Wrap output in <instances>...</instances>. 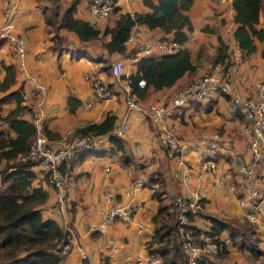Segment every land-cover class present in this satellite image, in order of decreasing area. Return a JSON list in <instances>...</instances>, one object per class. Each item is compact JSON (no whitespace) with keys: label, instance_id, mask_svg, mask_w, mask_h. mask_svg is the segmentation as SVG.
Wrapping results in <instances>:
<instances>
[{"label":"crops","instance_id":"crops-1","mask_svg":"<svg viewBox=\"0 0 264 264\" xmlns=\"http://www.w3.org/2000/svg\"><path fill=\"white\" fill-rule=\"evenodd\" d=\"M68 1L64 0L63 5ZM89 1H80L74 12L75 17L85 20L83 15L77 13L86 12ZM109 1L116 3V19L122 12L148 10L142 0ZM41 5L47 6L49 3L38 0H0V31L7 19L14 18L11 30L24 37L27 51L26 63L21 67L7 39L0 36V79L4 75L1 66L3 62L15 66V82L10 89L20 85L24 89L29 88L27 74H33L44 85L41 110L46 119V128L55 134L53 139L59 138L67 130L90 122H100L106 114L114 115L115 124L122 123L126 128L120 137L122 149L111 143L108 145L109 142H103L100 147L82 151L78 157L65 165L62 174L67 179V184L65 200L62 203L57 200L49 205L48 202H51L55 192L49 196L47 193L42 206L43 216L59 219L60 221L54 220L61 227L73 231L71 240L79 245L64 256L62 263L84 264L86 261L87 264H101L106 261L107 264H129L128 261L139 257L143 264H163L159 255H156L159 262L149 260L147 248L143 246L153 236V216L159 205H163L171 213L175 195L189 196V191L196 189L201 195L203 209L193 217L194 226L210 227L211 217L218 218L230 226L219 235L220 238H228L226 252L223 255L207 256L209 264H264V149L262 158L256 164L255 182L259 189L258 201L261 210L257 214V223L253 224L245 212V208H251L245 206L243 201L244 182L236 171L239 160L252 161L245 133L247 121L236 112L234 105L229 101L230 98L218 92H210L201 102L179 107L177 113L166 121L167 128L187 143V149L182 155L183 163H179L176 156L168 155L158 143L155 133L157 126L151 122L147 113L151 103H167L179 89L205 72L206 63L213 61L219 38L227 44L230 53L237 46L233 37L235 24L232 4L220 3L218 0H193L187 11L193 29L188 33V40L182 47L187 49L192 57L202 48L196 70L191 74H184L170 87L149 89L144 98H139L138 106L130 109L126 108L124 98L115 90L120 82L103 66L107 61L111 63L120 58L126 72L131 74L136 69V60L139 57L155 52L154 44L159 37L165 35L164 32L158 27L148 28L142 25L145 34L137 41L126 44L127 50L133 52V57L118 53L107 54L102 46L109 39V34L103 32L106 27L114 25L116 19L105 24L88 21L94 26L97 24L96 28L100 31L97 39L88 41H81L72 31L59 29L57 34L60 39L54 44L55 32L45 25ZM263 7L264 2L257 26L264 29ZM77 46L86 50L91 59L72 57L71 51ZM99 57L105 61H99ZM76 60L81 65L70 70ZM86 61L92 63L94 72L91 76L99 77L111 93L94 102L91 83L80 77V70L86 66ZM230 76L237 94L243 97L254 95L257 84L264 82V44L257 42L256 51L245 56L238 69L231 66ZM69 98L78 101L72 112L69 111ZM14 105V100L3 103V113ZM23 117L30 120L28 110L23 113ZM203 134L213 136L216 140L215 152H210L200 142ZM120 150L125 151L127 160H131L130 163L126 161L124 164L123 160L119 159ZM106 151L112 154L114 159L108 158ZM205 160H213L216 166L212 171L200 175V162ZM131 163L134 167L128 166ZM184 164L191 172L188 183L182 179ZM34 171V183H37L42 176L38 168H34ZM138 176L143 177L144 188L134 192L125 201L135 208L133 218L126 224L119 223L107 229V225L100 224L102 220L97 211L103 194L109 190H126V181ZM221 178H224L223 181L215 185ZM137 189L139 188H134ZM125 193L129 195L128 191ZM117 195L121 198L120 194ZM86 201L94 204V207L85 209ZM62 206H66L68 218L63 217ZM80 210H84V213ZM53 212L58 216L49 217ZM92 227L94 229H91ZM81 254L86 255L82 258ZM171 259V264H177L176 256H171Z\"/></svg>","mask_w":264,"mask_h":264},{"label":"trees","instance_id":"trees-1","mask_svg":"<svg viewBox=\"0 0 264 264\" xmlns=\"http://www.w3.org/2000/svg\"><path fill=\"white\" fill-rule=\"evenodd\" d=\"M45 1L50 5L43 6L41 10L45 25L55 32L54 44L60 39L57 32L62 28L74 32L81 41L99 37L100 31L93 24L74 16L81 0H69L61 11H58L60 0ZM142 1L148 10L119 13L114 25L106 27L103 32L109 34V39L102 44L107 54L118 53L133 57L134 54L127 50L125 41L135 24H144L148 28L158 27L164 32L163 36L169 34L178 44L179 47L173 53L142 56L136 60V69L130 76L132 89L139 98H144L151 88L170 87L184 74L193 73L202 54L200 48L192 57L187 49L182 47L188 40V33L193 29L187 14L193 0ZM263 2L264 0L232 1L235 24L233 37L242 50V59L256 51L257 42L264 44V29L257 26ZM230 55L227 44L219 38V45L212 60L217 62ZM71 56L91 58L83 49L72 50ZM98 59L105 61L102 57ZM1 66L4 75L0 79V264H63L66 254L61 255L60 250L71 236V231L69 228L61 227L54 219L43 217L41 205L47 198L44 180L42 178L34 183L35 163L19 159V156L29 149L35 135L33 123L23 117V113L28 110L22 104L24 88L20 85L10 89L15 82V66L3 62ZM103 68L110 73V65H104ZM139 80H144L143 86L138 84ZM206 98L207 96L188 105ZM10 100H14L15 105L3 113L1 105ZM77 104V100L69 98V111H74ZM178 109L174 110L171 117ZM114 124L115 116L106 114L102 121L90 122L75 128L74 131L79 134L101 135L109 132ZM45 133L50 138L55 136L47 128ZM120 137L110 138V143L118 149L123 148ZM153 221L154 233L146 244L147 251L150 255H159L163 264H171L172 259L168 258L170 251L174 257L181 253L182 248L176 225L177 211L172 210L169 213L163 205H159ZM228 228L230 226L224 221L211 217V226L205 232L219 244L215 255H223L226 252V244L219 241L218 237ZM206 257H201L198 264H209ZM101 264L107 262L103 261Z\"/></svg>","mask_w":264,"mask_h":264},{"label":"built area","instance_id":"built-area-1","mask_svg":"<svg viewBox=\"0 0 264 264\" xmlns=\"http://www.w3.org/2000/svg\"><path fill=\"white\" fill-rule=\"evenodd\" d=\"M220 3H231L233 0H218ZM116 3L109 0H90L88 2L89 13L97 18H104L114 12ZM132 13V11H129ZM142 25L135 24L131 27L126 38V44L137 41L145 34ZM13 18L7 19L1 27L0 36L5 37L11 50L18 56V64L23 67L26 63V42L24 37L14 33ZM178 44L170 36L159 37L155 44L153 56L169 54L176 51ZM149 53V51H147ZM230 62V65H229ZM242 62V50L238 45L232 50L231 55L220 61H210L206 63V69L203 74L193 79L184 88L179 89L173 98L167 103H151L147 108V113L151 120L157 126L156 139L158 143L166 149L168 155L176 156L179 163H183L182 155L187 149V143L171 132L166 121L171 117L174 110L190 102L200 100L210 92H218L228 96L233 100L237 113L247 121L245 133L247 143L252 154V161L246 162L239 160L236 164V171L243 183L244 204L250 207L247 212L248 220L257 223L256 211L259 207V189L256 185V164L262 158L264 149V82L257 84L255 93L252 96L243 97L237 94L232 86L230 67L238 69ZM110 74L120 84L118 89L124 96V102L127 109L138 106L139 97L135 94L132 87V78L130 73L126 72L122 59H114L110 64ZM90 79L92 89L97 98H104L110 95V90L99 77L84 76ZM26 81L30 87L23 90L22 104L28 108L30 121L35 128L34 139L29 149L19 159L22 161H31L35 163L34 168H38L44 180V184L55 190L56 199L61 202L64 198L65 176L63 168L74 158L78 157L82 151L92 147H100L103 142H109L113 136L120 137L125 131V125L114 124L109 132L101 135L79 134L74 129L67 130L57 139L50 138L45 133V116L41 110L45 87L33 74H27ZM144 80H139L140 86L144 85ZM213 137V136H212ZM211 136L203 134L200 142L206 146L210 152H215L217 143ZM213 160L200 162L199 174L215 169ZM189 167L184 164L183 181L188 183L190 176ZM224 178H221L215 185L220 184ZM141 181L134 183V188H140ZM105 205L100 208L103 214V220L100 224L108 225L117 218L130 220L134 209L133 206L123 201L117 194L107 191L104 193ZM258 201V202H257ZM198 190L191 189L189 196L177 194L173 197L172 204L177 211V231L181 238L182 251L186 258V264H198L201 257L216 254L219 244L213 240L205 231L209 227L199 228L194 226L192 219L202 211L203 203ZM194 228V229H192ZM91 229H94L92 227ZM63 244L60 254H67L72 248H78L79 245L71 240ZM219 238L223 243L228 242V238ZM147 243L143 244L145 248ZM83 257L85 255L83 254ZM148 259L159 262L158 257L148 254ZM129 264H143L139 257L128 261Z\"/></svg>","mask_w":264,"mask_h":264},{"label":"rangeland","instance_id":"rangeland-1","mask_svg":"<svg viewBox=\"0 0 264 264\" xmlns=\"http://www.w3.org/2000/svg\"><path fill=\"white\" fill-rule=\"evenodd\" d=\"M38 1H42V2H45V0H38ZM49 3V2H48ZM63 3H64V0H60V5H59V9H58V11H61V9L63 8V6L64 5H66V4H64L63 5ZM49 5H50V3H49ZM41 6H46V5H41ZM263 9H264V7H263ZM87 12V13H86ZM86 12H78L77 14L78 15H83V17H84V19L85 20H87V21H89V22H97V23H99V24H105V23H108L109 21H113L114 19H116V14L113 12V13H110L108 16H106V17H104V18H96V17H94V16H92L90 13H89V11H88V6H87V10H86ZM50 14V13H49ZM14 21H15V19L13 18V25H14ZM96 26H97V24H95ZM95 26V27H96ZM129 44H131V43H129ZM81 48V46H77V47H73V50H79ZM26 54H27V51H26ZM26 54H25V59H26ZM12 57H13V54H12ZM15 57L17 58V60H18V56L15 54ZM88 59H91V58H88ZM87 59V60H88ZM87 63H86V66L84 67V68H82L80 71V77L83 79V80H85L86 78L84 77L85 76V74H88L91 78L93 77V76H91V75H93V72H94V70H93V68H92V63L90 62V61H86ZM111 63L109 62V61H107V62H105V65H110ZM81 65V63H78V61L76 60L72 65H71V67L69 68L70 70H73L74 68H78L77 66H80ZM59 73V72H58ZM72 74H74V73H72ZM88 80V81H87ZM64 81V80H63ZM85 81H87V82H89L90 83V79H86ZM65 82V81H64ZM116 91H118L121 95H122V97L124 98V96H123V94H122V92L121 91H119L118 90V87L116 86V89H115ZM61 93V92H60ZM119 94V96L121 97V95ZM121 97V98H122ZM92 100H93V102L94 101H97V100H100V98H97L96 96H95V94L94 93H92ZM229 101L231 102V104H232V106L234 105L233 104V100L232 99H229ZM42 107H44V103L42 104ZM235 108V107H234ZM150 120H151V118H150ZM151 122L153 123V121L151 120ZM155 133H156V130H155ZM108 145L110 144V143H107ZM111 144H113V143H111ZM116 147V146H115ZM114 147V148H115ZM87 150V149H86ZM121 151V153H120V155H119V159H122L123 160V163L124 164H126V161H128V163H130V159H128L127 160V156H126V153H125V151H123L122 152V150H120ZM108 158H112V159H114V157H113V155L112 154H110L109 152H107L106 151V154H105ZM112 163V162H111ZM110 164V163H109ZM110 165H112V164H110ZM128 166H130V167H134V164L133 163H131V164H128ZM112 169H113V166H112ZM142 179H143V177H135L134 179H132V180H130V181H126V183H125V186L124 187H126L127 186V189L126 190H120V191H114V190H109V191H111V192H113V193H117V194H120L121 195V198H122V200L123 201H127V199L126 198H128V197H130V196H132L133 194H134V192H139V191H141L143 188H144V182L142 181ZM136 181H141L142 182V186L139 188V189H137V190H134V183L136 182ZM66 184H67V179L65 178V186H64V191L66 192ZM46 186V185H45ZM122 189V188H121ZM46 190H47V193H48V196L51 194H54V192H55V190H53V189H51V188H49V187H47L46 186ZM126 191H128L129 192V195H126ZM56 198V192H55V194L53 195V199L51 200V202H48L49 203V205L50 204H52V203H56V201H57V199H55ZM64 198H65V195H64ZM63 198V200L61 201V203L65 200ZM173 201V200H172ZM58 202V201H57ZM102 205H105V199H104V194H103V196H102V200H101V202L99 203V208H98V213H99V216H100V220H103V214L101 213L100 214V208H101V206ZM42 206H44V203L41 205V212L43 211L44 212V208L42 209ZM84 206H86L85 207V209H90V208H92V207H94V204H92L91 205V203H89V202H84ZM171 206H172V210H175V208H174V206H173V204H171ZM62 212H63V217L64 218H68L69 217V214H68V212L66 211V206H62ZM133 209H134V212H133V215H132V218H133V216H134V213H135V208H134V206H133ZM260 210H261V208H260ZM80 211H82V213H84V210H80ZM249 210H248V208H245V212H248ZM199 213H201V211L200 212H198V214ZM256 214H259V212L258 211H256ZM60 215V214H59ZM54 216H58L56 213H54L53 212V214H51L49 217H53L54 218ZM43 217H45V216H43ZM45 218H48V217H45ZM131 218V219H132ZM54 219H56V217L54 218ZM131 219L130 220H125V219H122V218H117V219H115L114 221H113V223H111V224H108L107 226H106V228L107 229H110L111 227H113V226H115V225H117V224H119V223H121V225L122 224H126L127 222H129V221H131ZM56 220H59V219H56ZM60 221V220H59ZM76 222H77V220H76ZM98 224H99V222H98ZM98 224H96V226H98ZM87 224H85V226H84V228H86L87 226H86ZM106 229V230H107ZM229 229V228H228ZM76 231H77V229H76ZM136 233V232H135ZM71 234H73V231H71ZM147 243V242H146ZM171 243V242H170ZM157 246H159V245H157ZM161 247L163 246V244H161L160 245ZM72 249H76V248H72ZM72 249H70L68 252H70ZM67 252V253H68ZM86 255V254H85ZM212 255H215V254H212ZM81 256H82V258H83V254H81ZM171 256H173V254L172 253H170V256L168 257L169 259H170V257ZM208 256H210V255H208ZM177 264H186V263H184V260L186 259L185 257H184V255H183V252H182V248H181V253H178L177 254ZM185 258V259H184ZM162 260V259H161ZM163 262V261H162Z\"/></svg>","mask_w":264,"mask_h":264}]
</instances>
